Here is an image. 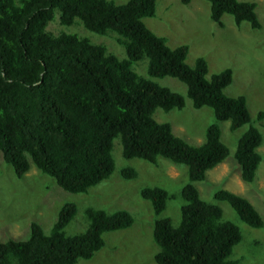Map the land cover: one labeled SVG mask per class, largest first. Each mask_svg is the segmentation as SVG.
<instances>
[{
    "label": "trees",
    "instance_id": "1",
    "mask_svg": "<svg viewBox=\"0 0 264 264\" xmlns=\"http://www.w3.org/2000/svg\"><path fill=\"white\" fill-rule=\"evenodd\" d=\"M188 4L190 0H179ZM210 18L222 25L223 14H230L236 26L247 21L260 27L255 2L207 0ZM156 0H0V151L5 163L20 178L31 163L51 176L70 193H86L108 178L114 168V138L118 137L124 158H140L156 164L162 157L187 168L188 182L180 191V220L173 226L165 210L168 192L159 186L141 189L155 215L152 238L158 246L156 264H237L230 257L241 240L239 227L223 218L219 205L200 198L193 182L228 155L216 122L205 130L203 142L191 145L175 135L168 122L154 119L156 108L180 109L184 97L137 74L132 65L148 58L151 77L172 76L186 85L193 106H208L218 121H229L235 130L251 118L242 95L227 96L232 72L225 68L205 77L207 63L198 57L193 66L185 62L187 47H169L143 18L155 14ZM58 11L61 25L79 19L91 32L114 31L126 51L119 58L102 44L75 33L54 34L46 27ZM264 113L257 115L261 120ZM261 134L250 125L238 138L234 158L240 178L251 182L262 157L257 151ZM125 179L135 178L133 167L121 170ZM213 197L227 202L239 219L251 227L263 220L243 196L218 189ZM264 208V199H263ZM77 207L64 202L45 233L37 222H30L25 239L0 241V264H75L89 259L104 245L103 233L124 229L133 223L125 209L107 212L85 208L86 228L66 234Z\"/></svg>",
    "mask_w": 264,
    "mask_h": 264
},
{
    "label": "rangeland",
    "instance_id": "2",
    "mask_svg": "<svg viewBox=\"0 0 264 264\" xmlns=\"http://www.w3.org/2000/svg\"><path fill=\"white\" fill-rule=\"evenodd\" d=\"M121 3L126 0H114ZM255 2V11L260 27L252 29L247 21L236 26L230 14H223L222 25L210 18V3L207 0H190L182 4L179 0H156L155 14L143 18L144 24L155 34L162 36L169 47L185 45V62L193 66L196 58L203 57L207 63L205 77L229 68L232 80L223 92L227 96L242 95L251 118L250 123L235 130L229 129V121H218L208 106L196 108L186 93V85L172 76L151 77L147 73L148 58L134 62V71L161 86L180 93L184 105L180 109L164 111L156 108L153 117L159 122H168L175 135L191 145H199L205 137L206 127L216 122L220 139L227 146V157L206 172L205 178L193 182L201 199L217 204L223 218L235 223L241 232V240L234 245L230 257L237 264H264V0H239ZM46 30L57 34L75 33L87 37L94 44L105 45L119 58H126L125 48L118 43L117 34L109 31L101 35L86 29L79 19L71 25H61L58 11L48 22ZM253 125L261 134L257 147L262 159L251 182H243L240 169L234 158L238 138ZM112 156L115 168L112 174L89 188L86 193H70L60 188L54 179L41 173L31 163L29 170L18 178L12 167L5 163L0 151V241L8 238L25 239L29 224L34 221L49 233L59 207L66 201L74 202L77 210L65 227L66 234L83 231L87 226L85 208H102L107 212L125 209L133 216V223L124 229L103 233L104 245L89 259H78L75 264H156L154 255L158 246L152 238L155 215L150 203L141 197L146 186H159L168 192L165 210L159 217L168 216L172 225L180 220L179 207L182 203L180 191L188 182L187 168L158 157L156 164L140 158H124L119 138L113 140ZM133 167L136 176L125 179L123 167ZM218 189H227L245 197L260 214L263 225L251 227L241 221L230 205L213 197Z\"/></svg>",
    "mask_w": 264,
    "mask_h": 264
}]
</instances>
